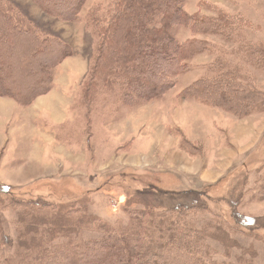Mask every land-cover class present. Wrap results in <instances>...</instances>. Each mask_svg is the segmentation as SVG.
Here are the masks:
<instances>
[{
	"label": "rangeland",
	"instance_id": "rangeland-1",
	"mask_svg": "<svg viewBox=\"0 0 264 264\" xmlns=\"http://www.w3.org/2000/svg\"><path fill=\"white\" fill-rule=\"evenodd\" d=\"M0 4L13 6L41 35L61 40L74 54L55 70L54 91L44 110L37 103L33 113L7 98L0 107V187L10 189L8 196L0 193L5 259L20 260V245H29L34 230H53L59 243L78 242L102 236L103 226L122 234L145 211L178 217L201 231L210 264H264V201L251 200L253 189L264 183V112L240 117L180 97L184 88L210 74L216 60H234L238 45L217 34L177 28L179 41L198 38L219 53L194 57L160 101L127 108L102 91L96 103L89 102L82 90L97 42L87 16L95 6L106 11L112 0H86L76 22L46 14L33 0ZM214 8L242 21L246 39L264 42V0L184 4L186 13L206 17L215 14ZM249 69L264 93V71ZM55 116L67 122L56 126ZM31 201L50 208H20L25 222H19V211L9 206ZM183 205L190 208L176 211ZM58 210L69 219L64 229L49 220ZM26 226L31 235L22 237Z\"/></svg>",
	"mask_w": 264,
	"mask_h": 264
},
{
	"label": "trees",
	"instance_id": "trees-1",
	"mask_svg": "<svg viewBox=\"0 0 264 264\" xmlns=\"http://www.w3.org/2000/svg\"><path fill=\"white\" fill-rule=\"evenodd\" d=\"M33 1L46 14L67 22L80 20L86 3ZM184 4L185 0H112L103 12L95 6L87 16L97 49L83 84L85 101L96 103L102 91L127 108L162 100L175 86L177 77L190 69L188 62L200 53L220 51L198 38L179 41L175 31L185 27L196 35H220L238 48L234 60H216L210 74L184 88L180 97L240 117L264 112V93L256 86L257 77L249 69L254 66L264 71V42L246 39L240 30L242 21L219 8L213 9L212 17H206L186 13ZM40 33L13 6L0 4V97L22 107L32 106L52 91L55 70L74 55L61 40ZM9 190L0 187V193L7 196ZM252 193L251 200L264 201V183ZM9 207L19 211V222H25L21 209L43 210L50 205L31 201ZM189 208L183 205L176 211ZM177 218L143 211L131 219L135 228L131 226L121 234L103 226L102 236L78 242L59 243L53 230H34L36 236L29 239V245H20L22 240L19 243L24 256L18 253L21 259L9 262L0 248V264H210L202 249L201 231L192 230V226ZM45 220L46 225L48 216ZM49 220L54 228L62 224V229L69 221L60 210ZM27 235L31 234L26 226L22 237Z\"/></svg>",
	"mask_w": 264,
	"mask_h": 264
},
{
	"label": "crops",
	"instance_id": "crops-1",
	"mask_svg": "<svg viewBox=\"0 0 264 264\" xmlns=\"http://www.w3.org/2000/svg\"><path fill=\"white\" fill-rule=\"evenodd\" d=\"M53 91L54 90H52L50 93H48L47 95H44V96H41V97H39L35 102H34V104L32 105V106H30V107H28V108H30V112H33L34 113V108L33 107H35V105L37 104V103H39V105L41 106V110H44V107H46V105H47V103H46V98H49L52 94H53ZM8 100H10V99H8ZM10 101H12V100H10ZM7 104L8 102H6V98H1L0 99V107L2 108V104ZM68 104V103H67ZM65 105V106H62V108H63V110H65L66 109V107H69L68 105ZM64 107H65V109H64ZM29 111H27V112H29ZM53 111V110H52ZM55 118L56 119H53L52 121L54 122V125L56 124V126H60V125H63L64 123H66L67 121V117L66 118H58V117H56L55 116ZM34 128V127H33ZM57 140V139H56Z\"/></svg>",
	"mask_w": 264,
	"mask_h": 264
}]
</instances>
